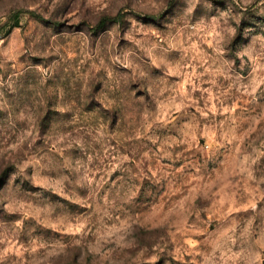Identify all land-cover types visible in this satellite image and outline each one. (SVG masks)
Here are the masks:
<instances>
[{
    "label": "clouds",
    "instance_id": "1",
    "mask_svg": "<svg viewBox=\"0 0 264 264\" xmlns=\"http://www.w3.org/2000/svg\"><path fill=\"white\" fill-rule=\"evenodd\" d=\"M20 10L25 23L0 37V129L10 128L16 137L0 149V161H8L0 171V213L20 217L11 238L0 231V264H170L173 254L163 243L149 251L138 237L140 230H164L166 220H141L124 207L132 203L128 194L119 204L108 195L103 203L95 199L106 179H97L101 169L88 149L105 145L130 114L131 139L160 143L169 158L163 144L203 142L217 154L213 172L240 176L255 202L199 210L197 196L212 197L198 188L172 202L170 214L180 216L181 225L200 211L209 213L200 232L209 248L197 250L198 241L186 250L200 257L192 264H264V176L257 179L255 171L264 140L245 147L251 133L264 136V127L258 130L264 109L248 130L237 123L241 100L264 97V0H0V26ZM69 70L75 94L63 87ZM197 90L220 101L200 109L203 126L195 117L186 119ZM228 99L232 105L223 102ZM87 117L98 118L95 128L81 127ZM173 130L183 140L169 143ZM53 168L62 180L59 190L36 182L53 175ZM119 168L111 163L108 178ZM73 188L92 202L69 220L64 201ZM249 210L256 216L241 227L234 213ZM31 221L66 241L53 235L49 243L29 233L27 244L21 243L16 236Z\"/></svg>",
    "mask_w": 264,
    "mask_h": 264
},
{
    "label": "rangeland",
    "instance_id": "2",
    "mask_svg": "<svg viewBox=\"0 0 264 264\" xmlns=\"http://www.w3.org/2000/svg\"><path fill=\"white\" fill-rule=\"evenodd\" d=\"M78 0H73V4H77ZM87 14V13H85ZM26 13L23 10L15 12L8 23L0 26V37L8 35L7 32L11 25L14 24L15 16L20 18V23L15 28H19L25 23ZM122 19V17H119ZM13 27V28H14ZM74 73L69 70L65 73L63 87L68 90L70 94H75L77 87L72 83ZM195 82V81H194ZM200 87L207 88V84H201ZM191 91V86H189ZM191 100L195 101V106H190L187 109L188 116L186 119L195 117L197 121L203 126L206 121L200 117V109H204L207 104L209 107L213 103L219 105L220 101L210 99L207 94H203L197 90L192 93ZM226 105H232L233 101L228 99L223 101ZM240 109L237 111L239 117L237 123L240 128L248 130L251 123V118L258 116L262 109H264V97L260 98L256 103H246L240 101ZM222 118H217L216 125L218 126ZM97 117H87L81 127L95 128L97 126ZM107 124V121H105ZM135 116L130 114V118L126 117L122 120L120 126L116 128L110 140L105 145L92 143L88 149L89 153L97 157L93 166L101 169L97 179L104 176L106 182L100 187L95 199L103 203V198L108 195L110 199L115 200L117 204L120 203V197L128 194L132 197V203L126 204V207L134 215L140 217L141 220L148 222L150 225H155L161 221L166 220V227L164 230L144 231L140 230L138 237L140 244L147 247L149 251L155 243H163L165 250L171 252L174 258H170V264H192L193 260L199 262L200 257H192L187 254L186 250L192 249L200 241V246L197 250L209 248L204 244V236L200 235L201 230L206 228V222L209 220V213L207 211H200L199 215H191L188 218L187 225L180 224V216L175 213L170 214L172 202L177 201L182 195H187L189 188H198L202 191L208 192L211 199H203L197 196L195 205L197 209L203 210L211 208L213 203L223 202L231 206L232 202H243L249 200L255 206L254 201L245 194V185L242 183V178L238 175L222 176L220 171L213 172L216 165L213 161L217 158V154L213 150L205 148L202 142L199 145L193 143H173L171 147L168 144H163L164 153H171L170 158L160 152L161 144L152 145L151 143H140L131 139L134 132ZM264 127V121H261L259 128ZM165 135L166 133H160ZM169 135V143L173 140H183V135L178 130H173ZM13 130L10 128L0 129V149L6 146V143H11L15 140ZM264 140V136L257 138V133H251L249 141H246L245 147L248 143L255 141L258 146L260 141ZM27 150V149H26ZM251 151V148H248ZM264 150V149H262ZM149 153L145 157L143 154ZM128 157L123 160L122 157ZM115 158V160H114ZM56 159H59L58 157ZM111 163H118L120 168L111 173L108 178L106 169ZM8 164L7 159L0 161V171ZM256 177L264 176V158L261 159L259 167L256 168ZM53 168V175H43L37 177V183L51 186L56 190L62 187L61 178L55 174ZM219 176V179L217 177ZM160 183L157 184L156 181ZM2 183V181H0ZM248 191L251 192L254 184L249 182ZM264 188V185H261ZM62 195H64L62 193ZM236 198L233 201V198ZM67 204L70 214L67 217L72 219V214H79L81 207L87 208V205L92 201L82 199L78 190L73 188L67 193L64 201ZM260 209H264V203L259 205ZM37 213L41 212L40 208H36ZM238 224L242 227L250 217L256 216L251 210L247 213H234ZM18 214H9L7 212L0 213V231L4 235L11 238L14 228V223L19 220ZM259 220V217H256ZM57 219L63 220L65 217L61 216ZM95 217L92 218V223L95 224ZM31 233L33 237L44 236V238L52 243V236L55 234H48L50 230L43 229L40 224L35 221L25 222L24 227L16 236L21 243L27 244L28 234ZM64 239L61 235H55V240ZM183 253V255H181Z\"/></svg>",
    "mask_w": 264,
    "mask_h": 264
},
{
    "label": "trees",
    "instance_id": "3",
    "mask_svg": "<svg viewBox=\"0 0 264 264\" xmlns=\"http://www.w3.org/2000/svg\"><path fill=\"white\" fill-rule=\"evenodd\" d=\"M20 23V18L18 16H15V21H14V24L10 26V28L8 29L7 32L11 31V29L14 27V26H18ZM103 23H104V20H101V26H103Z\"/></svg>",
    "mask_w": 264,
    "mask_h": 264
}]
</instances>
